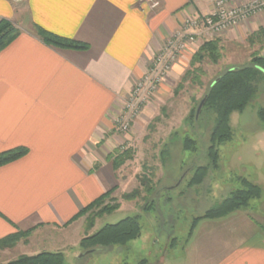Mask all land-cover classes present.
I'll list each match as a JSON object with an SVG mask.
<instances>
[{
  "label": "crops",
  "instance_id": "0c3cea01",
  "mask_svg": "<svg viewBox=\"0 0 264 264\" xmlns=\"http://www.w3.org/2000/svg\"><path fill=\"white\" fill-rule=\"evenodd\" d=\"M159 2L150 9L140 0H0V19L21 30L0 51V152L26 148L0 165V239L28 231L14 245L31 249L28 255L79 247L75 215L119 188L109 156L140 135L154 110L145 104L129 130L117 132L125 100L185 15L212 9L210 0ZM36 26L87 47L47 44ZM260 28L264 13L215 36L227 48L222 60L230 58L223 65L246 60L247 37ZM203 40L185 46L152 99L171 90ZM257 50L264 55V47ZM255 215L240 208L199 220L191 264H264V228Z\"/></svg>",
  "mask_w": 264,
  "mask_h": 264
},
{
  "label": "rangeland",
  "instance_id": "374dc122",
  "mask_svg": "<svg viewBox=\"0 0 264 264\" xmlns=\"http://www.w3.org/2000/svg\"><path fill=\"white\" fill-rule=\"evenodd\" d=\"M229 59L225 56L220 61V67L204 61V84L200 87L191 89L185 84L184 90L175 93L174 88L183 75L181 74L175 79L169 92L162 94L159 91L155 99H150V104L154 106L153 114L143 124L140 135L130 145L124 144L131 148L133 157L117 172L119 188L112 196L117 198L119 207L96 217L91 228H87L86 221L89 212L79 217V225L82 224L77 228L80 239L85 234L94 233L104 224L115 223L127 216L138 217L140 235L124 245L96 246L90 249L71 245L68 249L59 251L64 255V264H191L194 259L195 238L200 230V224L195 225L190 239L188 233L193 218L202 215L230 191L242 187L239 177L259 188V197L251 199L242 208L249 215L256 214L258 220L254 221L264 228L261 220L264 218V122L256 115L263 99L261 89L258 97L243 112L231 114V138L219 145L217 166L208 172L201 184L188 185L196 167L208 163L206 148L209 145L205 134L186 133L190 129L185 125V117L193 105V108L196 107V103L193 104L190 99H200L207 84L223 66L221 63H229ZM184 131L196 140V150L183 151L181 139L186 135ZM162 149V153L166 152L164 157L160 154ZM142 173H146L157 183L155 190H162L158 192L154 206L147 211L142 208L146 202H150L151 197L143 190L139 197L132 200L122 198V193L139 187L137 176ZM44 247L45 244H42L38 248ZM6 248L0 249V264L21 254H28V250H31L21 245L18 248ZM88 250L93 251L86 253Z\"/></svg>",
  "mask_w": 264,
  "mask_h": 264
},
{
  "label": "trees",
  "instance_id": "16d2710c",
  "mask_svg": "<svg viewBox=\"0 0 264 264\" xmlns=\"http://www.w3.org/2000/svg\"><path fill=\"white\" fill-rule=\"evenodd\" d=\"M40 39L50 45L60 48H72L83 50L86 44L66 37L53 34L39 26L35 27ZM21 30L10 20L0 19V51L13 41ZM247 42L252 46L248 53V58L240 62H234L223 65L217 70L215 76L207 84L205 91L200 99H190L196 103L189 109L185 117V125L189 131L203 133L208 137L209 145L206 148V157L208 163L196 167L193 176L188 185L201 184L208 172L217 166L218 147L220 144L231 138L230 117L233 112H243L249 103L258 97L260 89L262 90L261 106L257 108V118L264 122V55L257 49L264 47V28H260L247 37ZM258 45V47H254ZM227 48L219 38L211 37L204 39L200 46L193 53L188 68L180 77L179 82L174 88L178 93L185 89V84L193 87H200L204 84L202 76L204 70L202 63L207 61L212 66H218ZM220 67V65H219ZM203 104L195 116L196 108L201 100ZM197 102H196V101ZM184 131V134H186ZM183 151L196 150V140L184 135L181 139ZM163 149L161 155L166 153ZM26 153V148L15 147L0 152V165L11 162ZM166 155V154H165ZM133 153L130 147H117L113 154L109 156L114 170H119L128 160H131ZM242 187L230 191L227 196L208 207L200 216L192 220L188 235L191 234L196 223L201 219H215L223 217L239 208L244 207L253 198L259 197V188L243 177L238 178ZM139 187L130 192L122 193V198L132 200L137 198L143 190L151 199L143 206L147 211L154 206L156 196L162 191L160 188L155 190L157 183L152 181L146 173L137 176ZM116 186L102 193L99 197L83 207L75 217L84 216L86 212L90 214L86 217L87 228H91L96 217L111 212L119 207L117 198L112 196ZM159 192V193H158ZM155 194V195H153ZM153 195V196H152ZM112 202L113 204H109ZM74 217V218H75ZM141 227L137 216H127L115 223L104 224L101 228L92 234H85L80 240L81 248H94L96 246L109 247L114 245H124L129 240L135 239L140 235ZM28 231H19L7 237L0 239V249L14 246L21 238H25ZM65 259L62 252L42 251L36 254H21L15 259L1 264H64Z\"/></svg>",
  "mask_w": 264,
  "mask_h": 264
},
{
  "label": "built area",
  "instance_id": "2783aa9c",
  "mask_svg": "<svg viewBox=\"0 0 264 264\" xmlns=\"http://www.w3.org/2000/svg\"><path fill=\"white\" fill-rule=\"evenodd\" d=\"M150 9L159 6V0H140ZM212 9L205 15L186 14L181 29L175 31L148 64L144 77L137 80L123 104L122 114L116 119L117 132L129 130L132 121L157 91L173 62L187 44L218 36L260 13L264 0H210Z\"/></svg>",
  "mask_w": 264,
  "mask_h": 264
},
{
  "label": "water",
  "instance_id": "95a60500",
  "mask_svg": "<svg viewBox=\"0 0 264 264\" xmlns=\"http://www.w3.org/2000/svg\"><path fill=\"white\" fill-rule=\"evenodd\" d=\"M13 1H20V0H13ZM203 99L200 101V103H199V105L197 106V108H196V112H195V116L198 114V112H199V110H200V108H201V106H202V104H203ZM93 250H88L86 253H90V252H92Z\"/></svg>",
  "mask_w": 264,
  "mask_h": 264
}]
</instances>
